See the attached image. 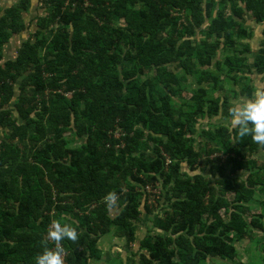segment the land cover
Returning <instances> with one entry per match:
<instances>
[{"label":"trees","instance_id":"16d2710c","mask_svg":"<svg viewBox=\"0 0 264 264\" xmlns=\"http://www.w3.org/2000/svg\"><path fill=\"white\" fill-rule=\"evenodd\" d=\"M31 4L0 9V264H34L54 248L53 219L77 228L61 242L65 264L100 261L103 235L136 239L141 206L154 212L142 188L156 182L153 226L166 234L148 231L136 264L234 259L262 225L263 213L246 215L264 193V162L249 158L264 145L225 125L203 145L193 134L219 112L212 93L224 75L248 96L249 74L264 75V38L254 68L250 45L238 46L244 14L263 22L264 0H45L36 30L2 61L4 44L29 29ZM189 78L199 86L175 101Z\"/></svg>","mask_w":264,"mask_h":264},{"label":"rangeland","instance_id":"374dc122","mask_svg":"<svg viewBox=\"0 0 264 264\" xmlns=\"http://www.w3.org/2000/svg\"><path fill=\"white\" fill-rule=\"evenodd\" d=\"M18 0H0L1 6H9L16 3ZM45 0H31V7L29 11L24 12V17L26 20H32L29 29L22 31L20 33H15L12 37L4 44L2 48V61L7 59L15 58L18 48L21 43L29 36V31L34 32L36 30V18L35 15H42L45 13L46 4L43 2ZM243 24L247 27L249 31V36L243 38L239 41L238 46H243V44L250 45L251 51L248 52L249 62L252 68H254L253 61L256 55V50L262 46V41L264 38V21L255 22L251 15L247 12L243 17ZM224 75V74H223ZM251 78V86L254 91L252 95L248 96L246 93L239 92L235 94V90L239 91L241 84L234 83V80H227L225 75L223 76V88L212 93V96L219 101V112L213 115H209L206 118L199 119L196 125V133L193 137H196L200 145H203L207 140V133L210 129L215 128L219 125H225L233 128L230 124L231 116L230 109L239 103L247 100L254 99L255 94L259 91H264V75L255 72L249 74ZM192 81L189 85L187 91H184L180 96H175L174 100L177 102H185L192 96V91L189 89H194L199 85L195 83L193 78H189ZM202 85L207 86V82H202ZM226 97V99H225ZM202 132V133H201ZM0 134L2 135V129L0 128ZM198 142H196L197 149L200 147ZM215 155V154H214ZM250 159H256L258 163L264 162V152H254L249 156ZM184 169L188 170L187 165L184 164ZM195 171H190L194 173ZM238 175L245 177L247 171H239ZM251 209L249 214L246 215L249 219L253 213H263L261 220V227H254L246 234L244 237L237 242L238 254L234 259H221V258H209L207 264H264V193L259 192L255 196V201L250 203ZM160 207V206H159ZM141 214L138 219L135 220L136 225V239L129 243L126 241L125 237H119L114 232L103 235L98 246L102 250V259L100 261H93L92 264H136L137 261V250L139 248V240L149 231L152 234L162 233L166 234L165 231H158L157 228L153 226V213L158 212V207L155 208L154 212H147L144 205L141 206ZM117 213V208L111 209L110 214L113 216Z\"/></svg>","mask_w":264,"mask_h":264},{"label":"clouds","instance_id":"9594fccd","mask_svg":"<svg viewBox=\"0 0 264 264\" xmlns=\"http://www.w3.org/2000/svg\"><path fill=\"white\" fill-rule=\"evenodd\" d=\"M230 124L241 137L264 145V91L255 94L254 99L234 105L230 109ZM48 236L55 242L54 248L44 247L34 257V264H65L62 241H76L77 228L72 222L53 219L48 225Z\"/></svg>","mask_w":264,"mask_h":264},{"label":"built area","instance_id":"2783aa9c","mask_svg":"<svg viewBox=\"0 0 264 264\" xmlns=\"http://www.w3.org/2000/svg\"><path fill=\"white\" fill-rule=\"evenodd\" d=\"M164 154L166 157L165 158V164H166V166H168L172 160H171L169 155H167L166 153H164ZM142 189H143L145 196H146V203L150 207H153L154 210H155V208L158 207L159 211L162 213L163 202H161V201L163 200V197H162L163 187H162L161 182L147 183ZM112 200H114V199H112Z\"/></svg>","mask_w":264,"mask_h":264},{"label":"crops","instance_id":"0c3cea01","mask_svg":"<svg viewBox=\"0 0 264 264\" xmlns=\"http://www.w3.org/2000/svg\"><path fill=\"white\" fill-rule=\"evenodd\" d=\"M44 3H45V1H43ZM12 5V4H11ZM11 5H9V6H11ZM32 5V4H31ZM8 6H1L0 7V9H1V11H4L6 8H7ZM46 8V7H45Z\"/></svg>","mask_w":264,"mask_h":264}]
</instances>
